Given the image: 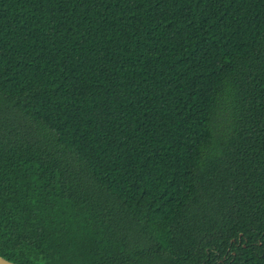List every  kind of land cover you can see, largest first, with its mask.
<instances>
[{"label":"trees","instance_id":"trees-1","mask_svg":"<svg viewBox=\"0 0 264 264\" xmlns=\"http://www.w3.org/2000/svg\"><path fill=\"white\" fill-rule=\"evenodd\" d=\"M0 257L264 264V0H0Z\"/></svg>","mask_w":264,"mask_h":264},{"label":"water","instance_id":"water-1","mask_svg":"<svg viewBox=\"0 0 264 264\" xmlns=\"http://www.w3.org/2000/svg\"><path fill=\"white\" fill-rule=\"evenodd\" d=\"M0 264H15V263L0 257Z\"/></svg>","mask_w":264,"mask_h":264}]
</instances>
